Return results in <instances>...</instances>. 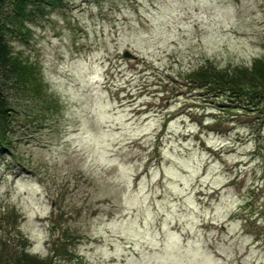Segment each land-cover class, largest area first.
Wrapping results in <instances>:
<instances>
[{
  "label": "rangeland",
  "instance_id": "1",
  "mask_svg": "<svg viewBox=\"0 0 264 264\" xmlns=\"http://www.w3.org/2000/svg\"><path fill=\"white\" fill-rule=\"evenodd\" d=\"M65 2L10 38L53 108L0 154L2 257L264 264V115L188 80L264 57V0Z\"/></svg>",
  "mask_w": 264,
  "mask_h": 264
},
{
  "label": "trees",
  "instance_id": "2",
  "mask_svg": "<svg viewBox=\"0 0 264 264\" xmlns=\"http://www.w3.org/2000/svg\"><path fill=\"white\" fill-rule=\"evenodd\" d=\"M66 0H0V154L13 147V121H33L53 108L47 82L41 67L13 50L10 38L32 36V26L42 20L48 9L58 10ZM189 82L206 94H219L222 101L242 112L264 115V57H257L251 66L235 65L221 68L204 64L188 74ZM10 217V215H8ZM4 213H0V229L10 227ZM23 242L25 238L20 236ZM3 244V243H2ZM68 246L57 243V248ZM0 264H52L51 257H39L26 247L2 257ZM10 252V251H8Z\"/></svg>",
  "mask_w": 264,
  "mask_h": 264
},
{
  "label": "water",
  "instance_id": "3",
  "mask_svg": "<svg viewBox=\"0 0 264 264\" xmlns=\"http://www.w3.org/2000/svg\"><path fill=\"white\" fill-rule=\"evenodd\" d=\"M124 55L128 57L130 55V53L129 52H125Z\"/></svg>",
  "mask_w": 264,
  "mask_h": 264
}]
</instances>
